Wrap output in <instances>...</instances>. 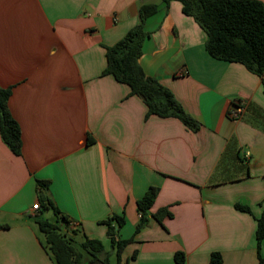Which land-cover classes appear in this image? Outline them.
<instances>
[{
	"label": "crops",
	"instance_id": "crops-1",
	"mask_svg": "<svg viewBox=\"0 0 264 264\" xmlns=\"http://www.w3.org/2000/svg\"><path fill=\"white\" fill-rule=\"evenodd\" d=\"M149 3L158 11L145 21L139 62L197 130L149 114L128 84L104 73L107 46ZM206 36L180 0H0V86L12 89L8 107L22 145L15 154L0 134V264H58L37 221L56 219L44 198L68 218L74 242L101 240L109 260L118 256L101 221L124 214L119 237H135L123 264H210L217 251L221 264L259 263L264 75L213 58ZM235 102L238 118L230 116ZM152 186L159 192L149 223L135 235L137 201ZM163 207L169 215L152 218Z\"/></svg>",
	"mask_w": 264,
	"mask_h": 264
},
{
	"label": "trees",
	"instance_id": "trees-1",
	"mask_svg": "<svg viewBox=\"0 0 264 264\" xmlns=\"http://www.w3.org/2000/svg\"><path fill=\"white\" fill-rule=\"evenodd\" d=\"M169 3L170 0H162ZM183 12L191 17L206 31V48L213 58L242 63L252 73L264 75V2L260 0H180ZM156 4H143L140 8V22L129 30L115 44L108 45L106 51L107 65L104 73H109L117 81L129 85L131 92L143 98L149 114L177 117L190 129L197 130L199 123L187 113L173 92L160 81L145 72L139 62L143 52V43L149 34L145 29V21L156 14ZM12 89L0 86V131L1 137L15 153H21V129L18 122L10 114L8 100ZM90 141V139H89ZM39 189L47 188L48 181L38 180ZM42 192V191H41ZM159 189L150 187L137 201L141 214L136 224L135 235L149 223L150 209L157 197ZM45 206L53 208L54 221L38 218L40 229L44 232L46 246L58 264H123V249L134 240L120 238L116 227L125 224L124 214H114L104 222L108 226L110 244L116 248L117 259L110 262L109 254L99 239L85 238L80 246L72 239L71 231L64 228L69 222L65 215L51 202L45 199ZM236 207L250 212L247 205L236 204ZM169 215L163 207L152 214V218L161 221ZM114 223V225L112 224ZM264 240V212L257 220L256 248L259 263L264 264L261 254ZM88 256V260H85ZM186 259L183 251L175 253V261L183 263ZM222 254L213 252L210 264H221Z\"/></svg>",
	"mask_w": 264,
	"mask_h": 264
},
{
	"label": "built area",
	"instance_id": "built-area-1",
	"mask_svg": "<svg viewBox=\"0 0 264 264\" xmlns=\"http://www.w3.org/2000/svg\"><path fill=\"white\" fill-rule=\"evenodd\" d=\"M243 111V107L238 103L235 102V108L231 111L230 116L232 118H238ZM40 208V203L37 202L33 205V210H37Z\"/></svg>",
	"mask_w": 264,
	"mask_h": 264
},
{
	"label": "rangeland",
	"instance_id": "rangeland-1",
	"mask_svg": "<svg viewBox=\"0 0 264 264\" xmlns=\"http://www.w3.org/2000/svg\"><path fill=\"white\" fill-rule=\"evenodd\" d=\"M79 238H77L75 244L80 246V242H78ZM106 248L107 249H111V246L110 244H106ZM116 255H113L112 254V257H110V262H114L116 259H115ZM85 260H88V256H85ZM94 264H99V263H94Z\"/></svg>",
	"mask_w": 264,
	"mask_h": 264
}]
</instances>
